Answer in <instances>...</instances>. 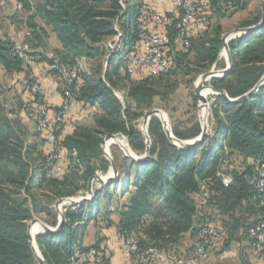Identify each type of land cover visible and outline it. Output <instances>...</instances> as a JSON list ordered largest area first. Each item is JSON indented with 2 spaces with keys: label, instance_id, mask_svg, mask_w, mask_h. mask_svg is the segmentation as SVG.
I'll use <instances>...</instances> for the list:
<instances>
[{
  "label": "trees",
  "instance_id": "1",
  "mask_svg": "<svg viewBox=\"0 0 264 264\" xmlns=\"http://www.w3.org/2000/svg\"><path fill=\"white\" fill-rule=\"evenodd\" d=\"M143 1L126 0L122 6L121 0H16L17 17H12L11 25L28 31L23 41L28 42L39 63L45 60L49 66L77 72L81 84L65 83V87L75 105L92 108L89 114L92 126L77 125L71 134L61 136V128L70 115L55 127L68 169L61 179L44 178L48 148L36 128L42 110L59 107L47 106L42 94L31 92V70L15 54L16 40L5 32L0 18V66L6 75L24 73L25 91L34 108L24 111H30L35 128V133L30 134L12 109L7 116L0 96V264H36L28 237L29 222L35 215L49 212L50 205L62 197L74 196L94 175L107 173L110 161L102 149V140L107 135L123 136L128 149L139 157L148 150L140 165L122 157L115 166L116 182L122 186V197H126L115 225L119 236L137 232L142 237V246L181 257L179 250L184 246V236L189 235L188 252L195 255L202 244L198 224L215 214L217 228L225 239L218 251L241 240L250 250L248 229L264 222L261 198L248 183L256 167L264 168V84L235 103L214 97L212 132L196 148L172 145L156 116L147 125L148 145L146 136L136 126L155 100L170 102L180 76L193 80L212 67L224 68L219 65L224 36L221 21L246 11L249 1L197 0L198 22L204 19L206 29L197 37L190 35L187 53H176V68L158 77L132 79L125 72L121 74L120 65L113 59L104 67V42L116 35V23L125 44L138 46V24L149 22L141 14L152 13L145 9ZM167 15L173 16L174 11ZM23 20L25 25H16ZM261 20L262 15L256 13L237 29L255 27ZM48 31L60 44V49L52 50L51 55L47 53ZM166 31L170 36L174 34L172 28ZM227 46L232 67L223 77L211 79L209 85L234 100L253 90L264 76V26L232 37ZM81 59L94 62L88 73L80 72ZM51 72L57 73L52 69ZM113 89H126L123 101ZM190 97L196 101L194 95ZM22 107L24 104L18 101L17 109ZM201 131L196 116L171 126L172 136L180 142L197 138ZM115 160L111 162L116 164ZM239 160L240 167H236ZM224 179L230 180L227 185ZM203 193L208 197L203 208L198 209L192 196ZM111 195L110 186H100L89 203L65 209L64 224L57 235L35 238L44 264H70L74 250L82 247L87 224L96 220L101 212L100 203L103 199L109 203ZM108 214L107 211L104 216ZM106 220L110 225V220ZM85 248H95L104 264H109L98 243Z\"/></svg>",
  "mask_w": 264,
  "mask_h": 264
},
{
  "label": "built area",
  "instance_id": "2",
  "mask_svg": "<svg viewBox=\"0 0 264 264\" xmlns=\"http://www.w3.org/2000/svg\"><path fill=\"white\" fill-rule=\"evenodd\" d=\"M197 0H173V16L160 13L146 14L142 17L166 28H172L173 35L153 32L149 29L147 22L138 24V46L135 48L125 44L121 32L115 28L116 35L110 39L106 46L108 59L112 58L115 64H119L125 74L130 78L135 77H158L173 71L176 68V53H187L190 48L189 37L198 22L195 12ZM18 7H20L18 5ZM29 33L22 30L19 33L21 38H25ZM14 52L25 62L26 67L33 71L39 67V62L34 56V51L23 41L19 40L14 44ZM84 60L78 61L80 72L88 73V69L83 65ZM50 70H55L68 85L81 84L76 71H70L64 67L56 65L49 66ZM31 92L42 94V86L38 76L33 72ZM75 103L70 99V94L66 93L61 106L57 110H42L37 120V131L43 135L48 148L45 159L44 178L61 179L68 171L64 160L63 152L60 148L55 131L56 126L63 124L75 110ZM115 140L124 143L123 136H115ZM114 141V140H113ZM229 179H224V184L229 183ZM249 185L259 194L260 205L264 208V168L256 167L253 175L249 178ZM202 192L203 189H202ZM198 209L203 208L207 199V194L198 195ZM217 216L211 215L198 224V237L202 244L195 251V258L198 262H206L212 252L218 251L222 245L224 234L217 228ZM250 238V251L255 255L264 254V222H258L248 229ZM142 237L137 232L120 235L119 244L123 255L135 264H189L182 257L167 255L153 247L142 246ZM77 248L74 250L70 264H104L100 253L95 248Z\"/></svg>",
  "mask_w": 264,
  "mask_h": 264
},
{
  "label": "crops",
  "instance_id": "3",
  "mask_svg": "<svg viewBox=\"0 0 264 264\" xmlns=\"http://www.w3.org/2000/svg\"><path fill=\"white\" fill-rule=\"evenodd\" d=\"M124 1L126 0H121L122 6H124L123 4ZM172 3H173V0H144L143 1L145 9L150 10L152 13H160L164 15L173 13ZM16 4H17L16 0H0V18L1 20H3L4 27L6 28L5 32L8 33V35H11L14 38V41L16 40L17 42L19 40H24V39L19 36V33L23 29L18 30L14 24L11 25V20L13 19L12 17H17L16 15H14L16 12ZM233 18L222 20L221 22L223 23V22L231 21ZM147 25L149 29L153 32L164 33L166 31L165 27L162 26L161 24H157V23L149 21ZM205 26H206V21H204V19H201L199 22H197L196 26L194 27L190 35L192 37H197L201 35L206 29ZM114 28H118L116 23H114ZM110 39L107 40V43L104 46L105 50H106V46L108 42L110 41ZM47 44L48 46L50 44L53 47V49H60V44L58 43L55 35L52 33H49V39L47 40ZM106 55H107L106 61H109L110 59H112V58L107 59L108 57L107 51H106ZM82 60L87 61L86 59H81L80 61ZM106 65H108L107 62H106ZM33 72L35 73L36 76H38L41 86H42L43 103L52 108L60 107L66 93L68 92L65 91L62 81L61 80L59 81L57 77L55 76V73L51 72L49 68V64L45 60H42L39 63L38 68L34 69L33 71H30V76L32 75ZM0 76L3 77L4 79H8V81L9 79L12 80L11 85L12 84L14 85L13 87L16 90L18 96L22 98L27 96V99L31 98V96H29L28 93L25 91L24 73H19L15 75H6V73L0 66ZM91 112H92L91 107L83 106L82 104L77 103L75 107V111L69 117V120L61 128L60 135L66 136L68 134H71L75 126L84 125L82 119L90 117L89 114ZM20 118L22 119L21 120L22 124L26 128V130L30 134L33 135L35 133V128H34V123L32 119H29L26 116L23 117L22 114L20 115ZM89 120L92 121V118L90 117ZM85 126H88V125H85ZM124 141H125L124 142L125 146L127 147L126 139ZM42 148L44 149V147ZM107 186H110L111 194H112L110 202L107 203L108 202L107 199H103L102 202L100 203L101 212L98 214L95 221H92L87 224L84 230L83 236H82L81 246L91 247L94 244L98 243L99 247L102 249L104 254L109 259V264H135L134 262H132L131 260H129L123 255L120 249V244H119L120 236L117 234V231L115 228V225L118 222L119 211L121 210L123 206H125L124 202H125L126 197H122V186L119 185L118 182L109 184ZM129 190H131V188ZM192 199L198 204V199H199L198 195L194 194L192 196ZM87 203L89 202H86V204ZM107 211L109 212V214L107 216H104V214ZM107 218L111 222L110 225H107V220H106ZM189 242H190L189 235H185L184 242H183L184 246L179 250V255L182 258H184L186 261H189L190 262L189 264H203V263L210 264L209 262H211L213 258H209L208 262L206 261L203 263L192 260L194 256L191 252H188ZM231 245H236L239 249V254H238L239 259L238 260L240 264H246L247 261L246 259L243 258L244 257L243 250H245L246 243L243 240H241L240 242L234 241L230 243L226 249H224L219 254H217L219 258L218 261H221V259L226 257V251L229 250ZM251 255H252L251 256L252 258H256V259L259 258L258 259L259 263L264 262V255H255L253 253Z\"/></svg>",
  "mask_w": 264,
  "mask_h": 264
},
{
  "label": "rangeland",
  "instance_id": "4",
  "mask_svg": "<svg viewBox=\"0 0 264 264\" xmlns=\"http://www.w3.org/2000/svg\"><path fill=\"white\" fill-rule=\"evenodd\" d=\"M248 1H249V7L246 11L240 12L231 21H227V22L222 23L223 29H224V35H229V34H234V33L238 34L240 32V30H238L237 27L239 26V24L242 21L251 18L256 13H260L262 15L263 8H264V0H248ZM21 21H22V19H21ZM25 22H26L25 20H23V22L19 21V23L17 22L16 25L17 26H20V25L23 26V23H24V25L26 24ZM107 40L104 42V46L107 43ZM27 43L28 42H26V44ZM47 49H48L47 53L49 55H51L53 53L52 50H54L53 47L49 44ZM106 56L103 59V65L105 68L107 67ZM83 65L87 69H91V66L94 65V62L93 61H91V62L85 61V62H83ZM219 65H223L224 68L218 70L217 68L212 67L210 69V71L220 72L227 67L228 64H227L226 55L224 53V50H222V52H221ZM120 72L122 75H124V73H123L124 71L122 68L120 69ZM207 72H209V71H207ZM201 75L196 76L195 78H193V80L191 78H188V77L180 76L178 78V80H179L178 88L175 91V93L171 96L170 102L168 104H163L160 101L155 100L151 110L156 109V110L160 111V115L157 117L163 123L165 122L167 124V127L169 128L170 132H171V126L174 122H180V121L185 122L186 120L188 121V120L192 119L193 116H196L198 122L200 123L201 130H202V126H204L206 128V135H210V133L212 132L213 120H212V115H211V104L213 103L214 97H216V96L215 95H206L205 98L207 100V107L203 108V109H202V106H201V104L197 98H196V101H193L192 98L190 97L192 95L195 96V89L197 87V84L200 83ZM55 76L57 77V79L59 81L60 80L62 81L65 91H67L69 93V89H67L65 87L66 85H65L64 80L57 73H55ZM11 82H12V80L9 79V81H8V79H4L3 77L0 76V96L3 99V106L5 107L4 110L7 112V116L10 115L9 112L12 109L15 111L16 115L19 116V118H20V115L22 114L23 117L26 116L29 119H31L30 118L31 117L30 111L25 112L24 108H27L28 110L29 109L34 110V108H32L29 99H27V96L23 97L24 98L23 99L22 97L17 95V92L13 87L14 85L13 84L11 85ZM209 82H210V80L204 82V84H203L204 89H209V87H211L209 85ZM125 91H126V89L124 91L113 89V92L115 93L116 97L120 101L124 100V94H125L124 92ZM18 101H20L22 104H24V107H22V109L21 108L17 109ZM205 109H206V116L204 117L203 112ZM89 118L90 117L82 119L84 125L92 126L91 125L92 121H90ZM136 126L144 134L145 129L141 125V119L136 123ZM121 143L122 142L119 140L118 141L114 140L113 143H110V142H108L107 144L104 142L102 143L103 144L102 149H103V153H104V156L106 157V159L108 161L111 158L116 159L115 160L116 164L113 163L114 161L112 162L114 167L118 166L120 158H122V157L127 158L126 155H128L127 154L128 153L127 147L125 146V143H122V144ZM132 154L134 156L139 157L135 153H132ZM112 159H111V161H112ZM127 159L130 160L129 158H127ZM240 162H241V160L236 162L235 166L240 167V165H239ZM247 164L248 165L251 164V161H248ZM110 167H111V164L109 165V169H108L106 174H96V175L101 176V177H105L108 174ZM88 182H89V180L87 181L86 185H81V189L74 196L62 197L61 199H63V200H67V199H71V198L72 199H80V198L83 199V198L90 197V201H91L94 192L100 186L105 185V184H102V183L95 181L92 185V190L89 193L88 189H87ZM88 193H89V195H88ZM55 203L56 202H54V203H52V205H50L49 212H44V213L41 212V213L35 215L32 220H36V223H38L40 225L42 224V225H46V226L51 227V228H55L57 223H58V218H59V214L56 211L55 206H54ZM74 205H78V202L72 203V204L66 203L65 205L62 206L61 212L64 214V211L66 208H73ZM32 220L29 222V224L32 222ZM40 235H43V234L40 233ZM31 250H32V248H31ZM37 250H38V253H40L38 246H37ZM243 251H244V253H243L244 257L243 258L246 259L248 264H264V262L263 263L258 262L259 258H257V259L252 258L251 257L252 253L248 249H246V247H245V250H243ZM32 252H33V250H32ZM220 252H221V250L212 252L210 254L209 258H213L211 260V262H209L210 264H240V262L238 260L239 259V256H238L239 249L236 245H231L229 250L226 251V257L221 259V261H218L219 258L217 256V254H219ZM33 255L35 257L36 264H38L36 254L34 252H33ZM193 256H194V258L192 260L197 261L194 254H193ZM209 258H208L207 262L209 261Z\"/></svg>",
  "mask_w": 264,
  "mask_h": 264
},
{
  "label": "water",
  "instance_id": "5",
  "mask_svg": "<svg viewBox=\"0 0 264 264\" xmlns=\"http://www.w3.org/2000/svg\"><path fill=\"white\" fill-rule=\"evenodd\" d=\"M262 26H264V8H263V12H262V20L257 26L251 27V28L246 29V30H240V32L238 34L234 33V34L224 35L222 37L223 50H224V53L226 55V60H227V64L228 65H227V67L224 70H222L220 72L209 71V72H206L203 75H201V77H200V87L199 86L196 87L195 96L198 99V101L200 102L202 107H205V108L207 107V100H206L205 97H203L201 95V90L204 88V85H203L204 82L208 81V80H211V79H214V78L223 77L226 73H228L230 71V69L232 67V62H231V58H230V54H229L228 46H227L228 40L231 39L232 37L245 35V34L251 32L253 29H256V28H259V27H262ZM263 84H264V76L261 78V80L259 81V83L255 86V88L253 90H251L250 92H248L244 96H242L240 98H237V99H234V100L229 99L221 90H217V89H215L213 87H209V89L213 90V92H214L211 95L221 96V97L225 98L228 102L235 103V102H238L240 100L245 99L246 97H249L251 94H253L255 91H257L261 86H263ZM159 115H160V111L159 110H156V109L155 110H149V111H147L144 114L143 118L141 119V125L145 129L144 135L146 136V139H147L146 140V144L147 145H148V135H147L148 122H149L151 117H153V116L157 117ZM163 127H164V131L166 132V135L171 140L172 145L179 146V147H184L185 149H191V148L198 147L203 142L204 136L206 135V128L204 126H202L201 134L197 138H195L193 140H190V141L180 142V141H177L176 139H174V137L172 136V134H171V132H170V130L167 127V124L165 122L163 123ZM113 140H115V136L114 135H107V136H105L103 138L102 143L103 142L106 143L108 141H113ZM127 152H128L127 153L128 155H126V157L129 158L131 160V162L136 163L137 165L142 164L146 160V158L148 156V150H146L145 154L143 156H141V157L134 156L132 154V152L128 148H127ZM109 161H110L111 167H110V170H109L108 174L105 177L94 175L91 179H89L88 187H87L89 193L91 192L92 185H93V183L95 181H97L99 183H102V184H107V185L116 183L117 171H116V168L113 166V164L111 162V159ZM110 173H112V175H110ZM89 201H90V197H87V198L80 199L79 201L72 200L69 203H77L78 202V205H79V204H84V203L89 202ZM66 202H67V200H63V199H60V200L56 201L54 206H55L56 211L59 214L58 223H57L55 228H51V227H48L46 225H42L41 224L42 225L41 234L54 236V235H57L62 230V226L64 224V220L65 219H64L63 213L61 212V208H62L63 205L66 204ZM34 223H36V220H32V222L28 226V237H29V242H30L31 248H32L33 252L35 253V250H34V248L32 246V238L30 236V229H31V226ZM38 235H40V233L37 234L36 237ZM36 258H37L38 264H44L40 253L36 254Z\"/></svg>",
  "mask_w": 264,
  "mask_h": 264
},
{
  "label": "bare ground",
  "instance_id": "6",
  "mask_svg": "<svg viewBox=\"0 0 264 264\" xmlns=\"http://www.w3.org/2000/svg\"><path fill=\"white\" fill-rule=\"evenodd\" d=\"M197 86L200 87V83L197 84ZM213 92V90L211 89H202L201 90V95L203 97H205V95H211ZM205 108V107H202V109ZM203 116L205 117L206 116V109L204 110L203 112ZM205 120V119H204ZM110 143H113L114 141H108ZM106 142V144L108 143ZM110 175H112V173H110ZM89 195V194H88ZM81 199V198H80ZM80 199H67V202L66 203H69L70 201L74 200V201H79ZM72 204V203H71ZM42 232V225L38 224V223H35L31 226V229H30V236L32 238V246L35 250V253L37 254L38 253V250H37V246H36V242H35V238H36V235L41 233Z\"/></svg>",
  "mask_w": 264,
  "mask_h": 264
}]
</instances>
